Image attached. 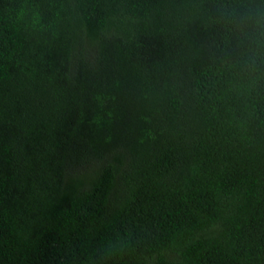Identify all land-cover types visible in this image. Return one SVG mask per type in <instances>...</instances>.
Segmentation results:
<instances>
[{
  "label": "trees",
  "instance_id": "obj_1",
  "mask_svg": "<svg viewBox=\"0 0 264 264\" xmlns=\"http://www.w3.org/2000/svg\"><path fill=\"white\" fill-rule=\"evenodd\" d=\"M0 264H264V0H0Z\"/></svg>",
  "mask_w": 264,
  "mask_h": 264
}]
</instances>
